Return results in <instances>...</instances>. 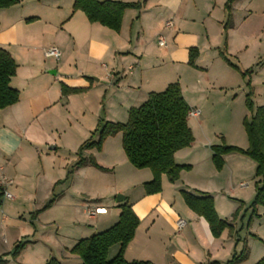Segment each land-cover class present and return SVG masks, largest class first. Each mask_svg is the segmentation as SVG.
I'll list each match as a JSON object with an SVG mask.
<instances>
[{
  "label": "crops",
  "instance_id": "1",
  "mask_svg": "<svg viewBox=\"0 0 264 264\" xmlns=\"http://www.w3.org/2000/svg\"><path fill=\"white\" fill-rule=\"evenodd\" d=\"M73 1L19 0L0 9V47L18 65L10 85L19 91L16 103L0 109V176L11 181L5 188L13 194L11 189L15 191L21 186L15 167L25 163L23 167L29 168L37 156L41 170L37 186L43 187L38 202L32 205L33 210L26 214L22 202H30V194L19 192L26 200L21 199L17 204L12 203L17 199L16 194L13 199L0 197V255H5V264H25L28 248L33 251L42 241L51 248L48 256L55 247L62 262L79 263L78 257L68 250L79 239L90 236L89 233L112 226L120 209L111 211L93 197L92 177L101 176L102 171L85 165L74 168L66 178L78 159V147L92 135L97 121L104 115L106 121L125 123L131 107L139 106L150 92L162 91L172 82L179 83L191 110H198L197 114L188 115L194 141L174 154L176 163L190 168L182 170L175 182L163 174L158 193L146 194L140 188L136 193L126 194V185L117 184L118 191L125 193L123 201L131 205L139 219L124 258L154 264H209L210 261L225 264L242 250L243 244L234 234L239 229V218L247 214L244 210L255 195V185L250 186V179L255 184L257 178L256 163L240 153L223 154L220 170L212 162L211 146L217 143L220 134L232 146L244 149L248 144L242 126L243 117L248 114L244 107V82L239 71L228 65L220 52L240 71L246 70L242 61L251 46L257 52L255 57L264 53V0H234L230 6L232 23L226 31L227 0H144L139 9L124 10L118 31L90 22L83 11L73 10ZM167 21L172 22L171 26L165 25ZM159 34L164 35V45L158 44ZM51 46L59 49L58 59L45 56V50ZM192 48L197 50L194 65L189 64ZM200 81L206 84L202 82L199 86ZM226 87L233 89L231 95L227 90L222 93ZM75 88L84 90H67ZM209 120L211 128H215L207 132ZM44 125L51 129H45ZM118 136L121 141V134ZM112 140V137L105 140L101 152L91 148L83 154L94 155L99 165L110 167L117 165L113 155L122 154L118 161L140 183L149 181L152 178L149 169L127 165L118 139L114 146H106ZM42 145H47L50 152L44 151ZM49 160L55 165H49ZM181 190L210 195L216 214L224 220H231L242 202L232 224L234 234L230 236L226 228L214 237L207 221L186 205ZM51 195H56L55 202L31 221L33 213ZM95 208L104 211L87 214V210ZM178 219L184 220L180 228L176 226ZM260 221L255 231H260ZM23 240L31 243L13 259L10 253ZM249 244L248 258L238 264H250L248 260L253 252L256 257L264 256L263 246ZM117 250L118 245L112 246L108 257H113ZM48 256H37L35 264H44Z\"/></svg>",
  "mask_w": 264,
  "mask_h": 264
},
{
  "label": "trees",
  "instance_id": "2",
  "mask_svg": "<svg viewBox=\"0 0 264 264\" xmlns=\"http://www.w3.org/2000/svg\"><path fill=\"white\" fill-rule=\"evenodd\" d=\"M234 0H227L225 8L228 12L224 24V31L231 26L230 6ZM19 0H0V9L8 8L17 4ZM143 1L121 2L116 0H74L73 10H81L90 22H98L103 26L118 31L120 28L123 12L126 8L139 9ZM197 50L192 48L189 52V64L194 65ZM220 56L232 68L239 71L247 91L245 93V105L250 116H245L243 125L246 132L248 145L245 149L234 146L212 145V162L216 169L220 170L224 164L222 155L230 150L248 156L256 163L255 168V195L249 204L251 215L256 214L257 206H264V105L254 106L252 101L251 74L252 69L240 71L236 65L231 63L223 52ZM17 63L12 55L0 47V109L6 108L19 99V91L10 85L11 78L16 74ZM69 92H81L84 88L67 89ZM62 91H66L62 86ZM191 108L183 97L178 82L169 83L166 88L158 92H150L147 99L128 111L125 123L111 121H97L96 128L92 132L97 139L92 137L85 140L78 148V159L68 170L66 178L70 176L74 168L92 165L101 168L92 157L83 155L85 149H100L103 141L117 133L121 134V147L128 162L135 168H148L152 178L143 183L146 194L158 193L161 190V176L166 175L170 182H175L182 170L190 168L186 164L175 162L176 151L187 148L194 141V136L188 125V115ZM1 191V189H0ZM186 205L197 215L202 216L208 223L211 234L218 237L224 229H228L230 236L235 230L233 222L237 219L242 202L234 211L231 220L218 217L214 209L213 198L208 194H192L186 190L180 191ZM2 192H0V197ZM57 199L56 195L50 198L40 209L31 216V221L37 214L49 208ZM120 209L118 220L105 230L91 234L79 239L68 251L78 257L77 264H154L147 260H131L124 258V250L133 238L139 219L132 210L131 205L125 200L118 204ZM244 216L241 215V218ZM29 243L27 240L15 244L11 257L15 259ZM118 245V250L112 258L108 257L109 249ZM248 255L246 244L238 254H233L225 264H238ZM5 255H0V264H5ZM45 264H65L57 257H50ZM209 264H220L210 261ZM253 264H264V256Z\"/></svg>",
  "mask_w": 264,
  "mask_h": 264
},
{
  "label": "rangeland",
  "instance_id": "3",
  "mask_svg": "<svg viewBox=\"0 0 264 264\" xmlns=\"http://www.w3.org/2000/svg\"><path fill=\"white\" fill-rule=\"evenodd\" d=\"M257 52H255V47H250V50H249V52L247 53V55L246 56H244V58H243V64H246V69L247 68H251L252 69V74H251V88H252V101H253V104H254V106H260V105H264V53L262 54V55H260V57H258V55L255 57V54H256ZM54 59V58H53ZM235 63H237V64H239L238 63V61L236 62L235 61ZM243 79V78H242ZM202 82L203 83H205L206 84V82L205 81H200L199 83H198V85L200 86L201 84H202ZM243 82H244V89H245V93H246V91H247V88H246V86H245V80H243ZM228 91L227 93L228 94H232V90L233 89H227V87L226 88H224V89H222V93L224 92V91ZM245 93H244V107H245V111L248 113V114H246L245 116H250V113H249V111H248V109L246 108V105H245ZM210 95L212 96V95H216L215 93H210ZM219 96H222L220 93H219ZM241 110H239V112H240ZM236 112H238V110L237 109H235V113ZM103 113V112H102ZM214 113H215V117H214V119H216V111H214ZM104 114V113H103ZM210 116V115H209ZM225 116L226 115H223V122H226V120H225ZM244 116V117H245ZM244 117H243V119H244ZM101 119V118H100ZM210 119V118H209ZM102 120L103 121H106V117H105V115L102 117ZM243 121V120H242ZM242 124H243V122H242ZM209 126L210 127H207V132L210 130V129H213V128H215V127H213V128H211L212 127V124H211V120H209ZM243 126V129H244V125H242ZM44 128L45 129H51V127L50 126H45L44 125ZM244 133L246 134V132H245V129H244ZM118 135H120L119 133H117ZM116 136V137H114L115 135H112V136H109V137H112L113 138V140H112V143L111 142H109V144H106V146L107 145H112V146H114V144H116L117 142L115 141V140H119V145H120V147H121V141H120V136ZM90 137H92V139L93 140H96L97 139V135L95 134V135H91ZM89 137V138H90ZM89 138H87V139H89ZM108 138V137H107ZM106 138V139H107ZM86 139V140H87ZM105 139V140H106ZM105 140L103 141V143H102V146H101V148L98 150V149H96V148H93V150H95L96 152H101L102 151V147H104V142H105ZM217 143H215L214 145H223V147H226V146H232V145H230V143H228L225 139H223V137H222V135L220 134V136L218 137V139H217V141H216ZM82 144V143H81ZM248 145V144H247ZM111 146V147H112ZM80 147V146H79ZM78 147V148H79ZM110 147V148H111ZM235 147V146H234ZM237 147V146H236ZM48 146L47 145H42V149L44 150V151H46V152H50L48 149ZM237 148H240V147H237ZM241 149H243V148H241ZM245 149V148H244ZM86 150V149H85ZM228 152H237V153H240V152H238L237 150H230V151H228ZM228 152H226V153H228ZM109 153V152H108ZM115 153V152H114ZM113 153V154H114ZM240 154H242V153H240ZM84 156H86L85 154H83ZM122 155V154H121ZM121 155H119V157H116V155L114 154L113 156H114V158H115V160H117V165H115V164H113L111 167L110 166H105V165H99L101 168H97V167H95V166H92L93 168H95L96 170H98V171H102L101 173H102V175L101 176H96L95 175V177H92V187L94 188V189H92L93 190V195H95V196H93V197H96L97 199L96 200H98V202H100L101 204H103V205H105L107 208H109V209H111V211H116V210H118L119 209V207L116 205V197L118 196V195H122V196H124V192L122 191V192H120V191H118V189H117V184L119 183V185L120 184H122V183H124L125 185H126V187H125V191H126V194H131V192H133V193H136V191L138 190V189H140V188H143V183H140L139 182V178L136 176V175H134V174H132V173H130L129 171H128V168H127V166L124 164V163H122V162H120L121 161ZM242 155H244V154H242ZM78 156V155H77ZM92 157L93 158V160L96 162L97 160H96V157L94 156V155H88V156H86V157ZM246 156V155H245ZM125 157V156H124ZM248 157V156H247ZM249 158V157H248ZM124 159H126V161H128L127 160V158L125 157ZM118 160H120V161H118ZM123 161V160H122ZM49 165H50V163H51V165L52 164H54L53 162H52V160H49ZM127 163V165L129 166L130 165V163L129 162H126ZM129 163V164H128ZM24 165H26L25 163H23ZM23 164L21 165V163L19 164V166H17V167H15L16 169L14 170V172L16 173V175H17V178H19L20 179V183H21V186H18L16 189L17 190H13V189H11V191L13 192V194H16V196H17V199L15 200V201H13L12 203H14V204H17V203H19V201L21 200V199H24V200H26V196H24V198H22L20 195H18L19 194V192L21 193V194H24L25 192H26V194H30V196H32L31 197V201H33V203H30L29 201H26V202H22V210L25 212V214L28 212V211H30V210H33L32 208V205L35 203V202H38V200H39V196H40V193H41V191H43V187H38L37 186V184H38V181H37V175L39 174V173H41V170H40V166H39V164H38V157L36 156L35 158H33L32 159V161H31V163H29V168H28V166H25V167H27V168H25V167H23ZM48 165V164H47ZM55 165V164H54ZM130 167V166H129ZM137 169V168H136ZM141 169H146V168H141ZM148 169V168H147ZM22 181H24V182H22ZM250 186L251 187H253V185H254V183H253V179H250ZM24 184V185H23ZM39 185V184H38ZM121 188V187H120ZM18 189H20V190H18ZM123 190V189H122ZM40 191V192H39ZM25 194V195H26ZM54 195H51V197L50 198H52ZM49 198V199H50ZM48 199V200H49ZM28 200V199H27ZM47 200V201H48ZM6 202H8V200H6ZM249 204L250 203H248V205L246 206L247 208H245V210L244 211H246L247 212V214L246 215H244L242 218H239V226H238V230H236V232H235V234H234V237H235V239H237V238H239V243L240 244H246V246H247V248H248V252H249V248L251 247V245L249 244V242H252V243H255L257 246L259 245L260 247L261 246H263L264 247V206H257V208H256V212H257V209H258V212H257V214H255V215H253L252 216V218H251V220H250V222L248 221V219H250L249 217H250V215H251V208L249 207ZM34 206V205H33ZM36 208V207H35ZM243 211V212H244ZM260 215H259V214ZM261 218V221L259 220L260 218ZM241 219H243V221L242 222H240L241 221ZM259 221H260V223H261V227H260V231H255V227H257L256 225L257 224H259ZM243 226V227H242ZM249 226H251V228L249 227ZM247 227H249V228H247ZM53 228H54V226H53ZM52 228V229H53ZM242 228V229H241ZM252 228H254V229H252ZM42 230V229H41ZM45 230V229H44ZM43 230V231H44ZM55 230V229H54ZM53 230V231H54ZM257 232V233H255V232ZM238 233V234H237ZM251 233V234H250ZM90 235L92 234V233H89ZM254 234H258V236L259 237H257L256 235H254ZM52 235V236H51ZM50 236H51V239H53V233L51 232L50 233ZM89 236V235H88ZM37 238V237H36ZM29 239V238H28ZM37 239H39V241H42V238L40 239V238H37ZM247 239V240H246ZM253 239H255V240H253ZM31 241H34V240H32V239H30ZM246 240V241H245ZM35 241H36V239H35ZM34 241V242H35ZM57 241V239L55 238V242ZM249 241V242H248ZM247 242V243H246ZM29 243H31L30 241H29ZM38 244V243H37ZM46 245H48V244H45V242L44 241H42V242H40L35 248H32V249H34L33 251H31V248L29 249L28 248V250H27V253H26V258H25V260H24V263L25 264H35L36 262H37V256H48V254H49V250H51V248H49V246L47 247ZM243 245H242V247H243ZM24 249V248H23ZM48 249V250H47ZM54 249V252L51 254V255H49L47 258L49 259L50 257H60V254L58 253V251H56L57 249L54 247L53 248ZM52 249V250H53ZM253 250H252V252L253 251H255V248H254V246H253V248H252ZM43 251V252H42ZM48 251V252H47ZM56 251V252H55ZM21 252H22V250H21ZM20 252V253H21ZM236 254V253H235ZM238 254V253H237ZM19 256V255H18ZM17 256V257H18ZM263 256V255H262ZM16 257V258H17ZM15 258V259H16ZM109 258H112V257H109ZM248 258V255H247V257L243 260V261H241V262H244L246 259ZM261 257H256V255L254 254V252L251 254V256H250V258H249V263L250 264H252L253 262H256L258 259H260ZM67 260H69V259H67ZM71 260V259H70ZM63 261H65V262H67L66 260H63ZM248 261H247V263H248ZM38 262H40V261H38ZM14 263V262H13ZM68 263V262H67ZM10 264H11V262H10ZM15 264H16V262H15ZM44 264H45V262H44Z\"/></svg>",
  "mask_w": 264,
  "mask_h": 264
},
{
  "label": "built area",
  "instance_id": "4",
  "mask_svg": "<svg viewBox=\"0 0 264 264\" xmlns=\"http://www.w3.org/2000/svg\"><path fill=\"white\" fill-rule=\"evenodd\" d=\"M172 22L171 21H167L165 23V25L167 27L171 26ZM157 41H158V44L159 45H164V35L162 34H159L158 37H157ZM45 56L47 57H54L55 59H58L59 55H60V51L57 47L55 46H51L49 48H47L44 52ZM198 113V110L197 109H193V110H190L189 114L191 115H195ZM11 181L6 179L5 177L3 176H0V189H1V192H2V196L3 198H6V199H13L14 198V195L7 189L5 188V186H8L10 185ZM104 211V209H101V208H95L93 211L91 210H87V214L88 215H93L95 213H102ZM0 213H2V209L0 207ZM184 225V220L182 219H178L176 221V226L177 228H180Z\"/></svg>",
  "mask_w": 264,
  "mask_h": 264
},
{
  "label": "water",
  "instance_id": "5",
  "mask_svg": "<svg viewBox=\"0 0 264 264\" xmlns=\"http://www.w3.org/2000/svg\"><path fill=\"white\" fill-rule=\"evenodd\" d=\"M124 196H122V195H118L117 197H116V202H122L123 200H124Z\"/></svg>",
  "mask_w": 264,
  "mask_h": 264
}]
</instances>
